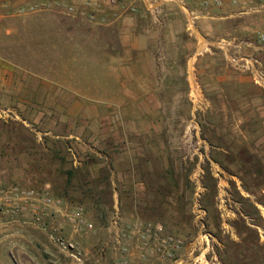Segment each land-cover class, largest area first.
Here are the masks:
<instances>
[{
	"label": "rangeland",
	"instance_id": "obj_1",
	"mask_svg": "<svg viewBox=\"0 0 264 264\" xmlns=\"http://www.w3.org/2000/svg\"><path fill=\"white\" fill-rule=\"evenodd\" d=\"M42 1L0 0V186L53 203L0 213V264H264V93L217 44L239 22L166 7L127 51Z\"/></svg>",
	"mask_w": 264,
	"mask_h": 264
},
{
	"label": "crops",
	"instance_id": "obj_2",
	"mask_svg": "<svg viewBox=\"0 0 264 264\" xmlns=\"http://www.w3.org/2000/svg\"><path fill=\"white\" fill-rule=\"evenodd\" d=\"M188 1L190 2V0H47L45 8L50 11L58 10L64 15L66 14L65 6L74 5L80 9L84 8L86 13L93 14L97 23H105L106 25L116 23L121 44L125 50L130 51L138 49L136 42L139 39L161 37V34L156 36L155 33L163 32L165 26L171 21L169 19L166 21V19L162 18L166 15V7H170V9L175 11L180 9L184 13L181 3L189 5ZM193 5L191 3L189 6L192 8ZM183 15L187 25H189L190 22L187 15L185 13ZM81 16L83 15L70 16V19L80 20L78 18ZM202 20L203 26H209L210 22L215 20L239 22L237 23V33L222 36L219 42L228 41L233 44V48H230L232 53L237 52L238 54L257 58L258 64L252 70L245 71L231 67L242 80L247 81L251 86H255L264 93V88L254 83V73L262 72L264 75V45L259 44L257 41L258 33L264 30V23L260 17L238 16L235 10L224 8L221 11H215L213 17L202 18ZM118 24H120V28ZM222 55L225 57L224 52H222ZM11 71H13L11 66L0 60V91H5L8 87H11ZM247 99H249L248 102L250 103L257 104L259 102L254 97L249 96ZM260 107L262 108L260 115L264 119V103L262 104L261 101Z\"/></svg>",
	"mask_w": 264,
	"mask_h": 264
},
{
	"label": "built area",
	"instance_id": "obj_3",
	"mask_svg": "<svg viewBox=\"0 0 264 264\" xmlns=\"http://www.w3.org/2000/svg\"><path fill=\"white\" fill-rule=\"evenodd\" d=\"M46 1L43 0L42 3L30 5L28 6V10L34 11L45 8ZM190 3L194 4L192 8L184 3H181V7L191 24L198 19L211 18L215 11H221L224 8L235 10L238 16L260 17L264 23V0H190ZM84 10V8L80 9L74 5L65 6L67 15L84 14ZM88 18L91 21H95L93 14H89ZM257 41L259 44L264 45V30L258 33ZM218 46L224 52L229 65L236 69L249 71L258 64L257 58L238 54L237 52L232 53L230 48H233V44L228 41H221L218 43ZM254 83L264 88V75L262 72L254 73ZM52 203L51 197L45 192L40 193L18 186H0V213L3 214L18 215L30 212L34 217V224H39L42 215L51 207ZM55 204L61 205L60 202H56ZM72 211L73 222L77 220L79 226L90 227L86 224V221L82 220V209L80 207H75Z\"/></svg>",
	"mask_w": 264,
	"mask_h": 264
}]
</instances>
